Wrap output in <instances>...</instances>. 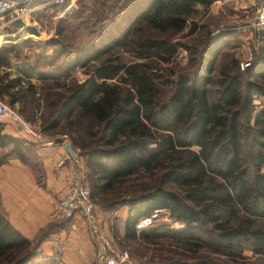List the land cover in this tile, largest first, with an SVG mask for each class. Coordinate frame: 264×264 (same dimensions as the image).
<instances>
[{"label":"trees","instance_id":"trees-1","mask_svg":"<svg viewBox=\"0 0 264 264\" xmlns=\"http://www.w3.org/2000/svg\"><path fill=\"white\" fill-rule=\"evenodd\" d=\"M213 1H94L95 8L58 19L53 35L42 43L56 50L40 57L58 53L62 63L51 71L20 64L21 76L0 79V96L13 105L27 97L13 90L22 77L56 82L93 64L83 81L64 84L42 127L49 133L65 123L70 144L83 156L89 202L126 206L123 240L152 246L157 238L176 237L182 252L201 254L187 264H264V56L238 71L236 58L224 55L214 75L229 43L206 35L198 50L189 45V69L179 70L175 63L173 35L185 28L196 5ZM69 18L92 21L93 37L86 45L68 40ZM32 42L0 46V65H8L18 46ZM254 98L260 99L258 105ZM27 144L4 133L0 122V164L13 156L35 168ZM157 208L167 209L183 227L160 224L137 231L135 222ZM50 231L48 225L27 238L0 204V264H62L38 250ZM243 249L258 254L256 262L243 261Z\"/></svg>","mask_w":264,"mask_h":264},{"label":"rangeland","instance_id":"rangeland-1","mask_svg":"<svg viewBox=\"0 0 264 264\" xmlns=\"http://www.w3.org/2000/svg\"><path fill=\"white\" fill-rule=\"evenodd\" d=\"M94 1L97 2L99 0H63V4L58 7L55 6L56 4H54L53 0H30L27 3V6H25V4L19 6V19L13 22V25L11 24L12 26H9L10 29L15 30L20 26L30 24L32 26L30 29L32 30L23 29L13 37L10 35L7 37L6 35L4 37L6 40L5 43H2L4 42V39L0 37V46L18 44L25 39H31L34 42L25 44L24 46H18L16 48V52L8 55V65H0V79H15L18 76H21L18 74L17 66L23 63L36 66L38 70L42 71H51L59 66L64 57L60 56L58 53H55L48 58L40 57V54H46L47 52L51 54L52 50L55 49V47L51 46L46 47L42 43L51 38L58 19L69 16L72 12L79 10V8L86 9L88 7L89 9H93L97 5ZM43 3L46 4L45 7H42ZM66 7L68 8L65 9ZM259 14H264V0H217L214 3H210L206 7L196 5L193 13L185 22V28L173 35V40L178 43L175 55L176 68L179 70L182 68L185 70H187V68L189 69V60L193 58V53L189 51V45H192L195 50H198L200 47V40L202 37L207 35L209 38L220 36L221 39H224L229 43V47L223 49L221 56H219L214 70V75H216L221 62L224 59L222 56L227 54H232L236 58L238 71L243 70L254 60L256 56H264V49L261 48L264 46V20L263 23H259V25H256L255 23L256 20H262L258 19ZM69 21L71 25L65 32L69 39L67 37L66 38L70 40L73 45H86L84 43H88L93 37V30L95 26L92 21L88 20L80 22L78 19L72 20L71 18H69ZM123 25L124 23H120L121 27ZM193 26V31L189 33L190 28ZM7 30L9 31V28H4L1 33L11 34V32L6 33L8 32ZM261 30L263 31V34L260 33ZM29 34H33L35 36L38 35L41 39H34L29 36ZM36 49L38 52H36ZM117 51L120 53L122 58H128L129 55H127V52L123 49L118 48ZM247 58L249 59L248 65L241 68L239 65L240 62L248 60ZM88 65L91 68L93 64ZM89 66H86L84 69L76 68L69 74L68 78L60 79L56 82L51 80L41 81L36 79L35 75L32 76L29 81L22 77L23 79L21 83L13 90H19L22 95L27 94V97L19 99L13 105L8 102L9 98L7 96H4L3 98L15 110H17L25 120L29 121L37 129V131L41 133L42 141H51L54 144H60L64 141H68L70 143L69 137L71 133L65 126V123H61L49 133L44 132L42 127L48 123L47 118L52 110L51 104H58L61 95L64 93V84L83 81L88 75L86 72L90 69ZM178 72L179 71H177L175 75H177ZM188 73L189 71H185L181 73V76ZM28 82L31 84V88L28 86ZM213 88L214 86H210L211 91ZM252 103L258 105L260 103V99L254 98ZM24 107H26L25 115L24 113H21V110ZM1 123L4 124L3 122ZM33 140L35 139L33 138ZM35 143L38 142L36 141ZM27 145L29 148V156L31 158L30 163L32 165L35 164V168L33 169L36 173V178L38 180L42 179L43 168L39 161V157L34 151V143L28 142ZM73 149L77 154L80 152V150L74 146ZM80 156V162H74V165L79 171L78 173L82 184L83 179H85V175L83 176L82 168L83 156ZM125 190H129V185L125 188ZM56 198L54 200H56ZM88 203L90 206L89 213L93 217V223L89 226H85L88 237L92 239V241L96 238V233L91 231L93 225L95 227L97 224L93 206L102 211L103 218L107 221V229L109 232H112L113 236V242L109 247L106 246L104 249L96 246V251L101 250L105 254L111 255L114 258L117 257L118 253L125 252L127 256L126 260H131L136 264H169L171 262L187 264L189 262L192 263V260L194 261L199 259V257L196 256L201 255L190 254L189 250L182 252L181 249L177 247L178 245H176V237L169 236L157 238L156 240L158 243L152 246L145 245V243L140 241L123 240L119 235L120 233H117L120 221L118 219L119 217H117L118 213H116V211L118 210V212H120V210L126 208V206L121 204L114 206L111 209L102 207L100 204L98 205L95 202V204H91L89 200ZM56 210H53V218L51 222L48 223L51 231L44 237L42 242L48 239L52 233H56L60 230L69 231L71 229L69 225L70 220H66V218L60 216ZM174 220H176V224H173L172 228H169L168 225L161 222V220H156L150 228L162 224L168 229L180 230L183 227L182 222L177 219ZM118 236L120 237L118 238ZM42 242L40 243L38 250L42 255H44L40 248ZM241 255L243 257L242 260L248 263L256 262L257 257L259 256L249 249H243ZM50 256L59 259V254L51 253ZM92 262L93 259L90 264H92Z\"/></svg>","mask_w":264,"mask_h":264},{"label":"crops","instance_id":"crops-1","mask_svg":"<svg viewBox=\"0 0 264 264\" xmlns=\"http://www.w3.org/2000/svg\"><path fill=\"white\" fill-rule=\"evenodd\" d=\"M30 27L32 26L25 25L22 30L30 29ZM17 67L19 68L20 65ZM18 74L20 75L19 72ZM3 97L0 96V99L5 101ZM3 123L4 133L20 137L27 143H34V151L43 168V177L38 180L33 167L24 164L16 157L12 156L6 163L0 164V204L11 225L24 236L32 239L40 229L51 222L57 201L66 190L69 182L68 164L80 162L81 156L78 154L76 157L68 156L63 147L64 143L68 141L60 144L41 145L35 143L36 141L32 137L21 135L11 122ZM65 155L68 159L64 161V164L55 167V162ZM55 198L56 200H54ZM93 209L97 221L94 227L96 238L93 241L88 237L86 227L80 222L81 220L75 218L77 225L74 229L52 233L48 239L42 242L40 248L43 254L48 256L51 253L59 254V260L62 264H90L96 246L104 249L106 246L109 247L113 242L112 232L107 229V221L103 218L102 211L95 206ZM116 213H118L117 217L120 221L117 233H120L121 236L126 208L121 209L120 212L117 210ZM55 240H59L62 245V249L58 252L52 249V243ZM119 264L136 263L125 260Z\"/></svg>","mask_w":264,"mask_h":264},{"label":"built area","instance_id":"built-area-1","mask_svg":"<svg viewBox=\"0 0 264 264\" xmlns=\"http://www.w3.org/2000/svg\"><path fill=\"white\" fill-rule=\"evenodd\" d=\"M30 0H0V37L4 39V37L7 35V37L14 36L15 34H18L23 26L18 27L17 29L13 30L10 29V25H13V22L17 21L18 15L20 9H18L19 6H22L25 4L27 6L28 2ZM217 0L213 1L216 2ZM54 4H63V0H53ZM45 3H43L42 7H45ZM39 6V5H38ZM41 7V6H39ZM66 7L65 9H67ZM32 10V9H30ZM258 19H262L260 21H255L256 25H259V23H263L264 20V14H259ZM11 25V26H12ZM28 26H31L30 24H25ZM24 25V26H25ZM4 28H9V31L6 33L11 34H2ZM34 39L40 38L38 35L35 36L33 34H29ZM18 38V37H17ZM41 39V38H40ZM6 40L4 39L5 43ZM36 52L38 50L36 49ZM248 59V58H247ZM249 59L240 62V67H245L248 65ZM11 122L17 129V131L23 135V136H29L34 138L38 143L41 145H49L54 144L51 141L44 142L42 141V136L39 131L27 120H25L22 115L15 110L9 103L6 101H2L0 99V122ZM68 159L67 155L60 157L55 162V167L60 166L64 164V161ZM68 172L70 174L69 182L67 185L66 190L63 192V194L59 197L56 209L60 216L70 220L69 225L71 229H74L77 225L75 223V218L80 219L81 223L84 226H89L93 223V217L89 213V203H88V189L81 184L79 171L75 168V165L73 163L68 164ZM156 220H161V222L168 225L169 228L173 227V224H176V220L173 219V217L170 215L169 211L167 209H153L148 214L142 216L139 218L135 224L134 228L139 231L146 229L153 225V223ZM92 232H95V228L93 225V228L91 229ZM52 249L56 252L60 251L62 249L61 242L58 240H55L52 243ZM127 258L125 252L118 253L117 257L114 258L111 255L105 254L101 250L96 251L94 254L93 262L92 264H119V262L125 261Z\"/></svg>","mask_w":264,"mask_h":264},{"label":"water","instance_id":"water-1","mask_svg":"<svg viewBox=\"0 0 264 264\" xmlns=\"http://www.w3.org/2000/svg\"><path fill=\"white\" fill-rule=\"evenodd\" d=\"M64 150L70 157H76L77 153L73 150L69 142L64 143Z\"/></svg>","mask_w":264,"mask_h":264}]
</instances>
